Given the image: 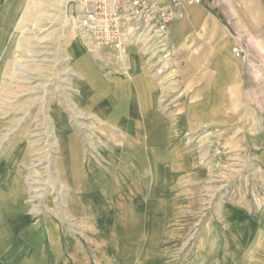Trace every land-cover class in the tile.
<instances>
[{"label":"rangeland","instance_id":"obj_1","mask_svg":"<svg viewBox=\"0 0 264 264\" xmlns=\"http://www.w3.org/2000/svg\"><path fill=\"white\" fill-rule=\"evenodd\" d=\"M69 2L0 0V264H247L223 216L264 213L261 75L254 131L179 110L174 77L127 125L135 106L110 81L144 61L87 51Z\"/></svg>","mask_w":264,"mask_h":264},{"label":"crops","instance_id":"obj_2","mask_svg":"<svg viewBox=\"0 0 264 264\" xmlns=\"http://www.w3.org/2000/svg\"><path fill=\"white\" fill-rule=\"evenodd\" d=\"M199 1V4L185 5L183 19L168 28L171 49L169 60L176 64L171 78L179 79V82H172L177 98L169 103L178 104L181 111L199 110L201 116L211 118L220 117L221 113L208 111H232L228 115L232 122L237 115L236 121L249 124L252 131L255 130V120L257 129L263 127V120L259 124L255 112V103L258 104L255 102V93L259 84L255 85L253 73L246 64L234 57L232 48L237 44L245 45L249 60L258 62L260 92L264 93V0ZM140 65L138 58H131L120 65L126 70L120 75L121 78L110 81L113 85L112 82L119 80L118 92L123 91L125 101L135 106L138 117L126 114L127 125H137L136 119L142 117L140 111L145 112L151 106L155 110L160 101L154 76L141 69ZM162 78L168 79L166 76ZM170 118L174 119L173 116ZM180 118L179 124H188L184 121L187 115ZM260 138L263 145L264 130ZM260 174L264 175V169ZM229 208L230 213L223 216V222L236 228L240 236L237 239L239 243L245 239L244 246L230 247L229 251L234 254L245 250L247 264H264V213L251 217L239 214L233 206ZM218 251L219 246H216L214 253ZM219 259L215 261L218 262L216 264H221Z\"/></svg>","mask_w":264,"mask_h":264},{"label":"built area","instance_id":"obj_3","mask_svg":"<svg viewBox=\"0 0 264 264\" xmlns=\"http://www.w3.org/2000/svg\"><path fill=\"white\" fill-rule=\"evenodd\" d=\"M199 0H70L65 22L89 52L112 50L117 60L135 54L156 78H171L170 25L184 17V6ZM235 58L246 64L258 78V64L249 60L247 47L232 48Z\"/></svg>","mask_w":264,"mask_h":264}]
</instances>
